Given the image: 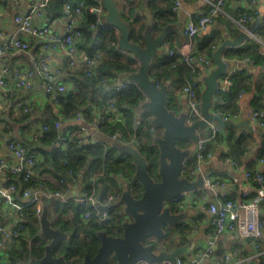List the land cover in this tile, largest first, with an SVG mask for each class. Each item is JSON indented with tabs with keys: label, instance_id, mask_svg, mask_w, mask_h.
I'll list each match as a JSON object with an SVG mask.
<instances>
[{
	"label": "trees",
	"instance_id": "trees-1",
	"mask_svg": "<svg viewBox=\"0 0 264 264\" xmlns=\"http://www.w3.org/2000/svg\"><path fill=\"white\" fill-rule=\"evenodd\" d=\"M78 1L50 0L46 6L47 14L58 9L65 2L75 5ZM82 1V12L76 24V28L81 31V39L77 42V48L84 55L93 56L99 52L101 57L92 67L90 74H87L81 65L72 70L68 69L69 84L65 91L57 92L55 96L57 109L54 111L47 105L43 110L46 113L42 125H46V128L43 129L41 125L40 128L35 129L32 138L28 141L20 139L27 149L35 145L36 150L40 152L34 166L35 173L25 181L21 180V175L18 176L17 181L12 177L20 187H43L59 190L62 193L67 192L66 190L70 189L71 185L80 183L82 186L80 189L94 190L101 203L107 200L109 194L113 195L114 198L107 206V216L103 219L93 206L89 207L90 217L84 219L82 216L84 208L68 197H59L51 202L56 205L55 215L50 217L51 224L60 227L68 234L66 239L59 241L52 253L54 255L63 254L67 264H75L83 258L86 252L91 255L96 252L99 245L97 230L104 229L109 234L120 235L122 233L121 222L125 214L117 197L123 187L130 189L135 195H138L141 190L140 184L132 180L135 166L131 156L120 153L113 142L121 141L135 145L146 156L148 171L155 176L158 149L154 138L160 134V128L151 123V112L140 108L144 98L142 90L127 78L129 73L137 69V59L118 47V33L114 27L104 21L96 22V14L89 10V7L95 4V0ZM172 4L173 0H170L167 6L156 9L155 20L157 21L154 30H160L167 21L174 18ZM134 6L133 4L130 6L131 12ZM251 11V8H247L241 12V15H247ZM121 16L130 24V40L142 43L146 22L140 19V16L131 18V15H125L123 12ZM136 21H139V24L136 25ZM260 27L264 28V20ZM219 40L216 34L200 37L196 35L192 38V53L206 55L214 51ZM222 56L224 59H249L254 65L264 66L261 42L256 38H247L243 45L225 48ZM198 72L195 65L192 69L176 51L167 57H157L156 60L151 61L149 68L150 77L154 78L158 84H167L166 104L169 108L173 84L183 86L190 74ZM262 75L264 72L259 79L254 81L247 70L232 72L229 75L231 80L229 87L217 94L222 102L218 101L216 107L227 114L238 112L239 95L245 91H252L250 106L261 110L264 92ZM117 79L126 82L123 88L115 89ZM110 102L113 103V108L106 109ZM88 104L92 107L89 108ZM100 109L104 113L96 120V112ZM78 111H81L84 118L82 122L76 121L62 129L55 125L56 121L73 119ZM116 111L121 113L122 118L113 121L111 117ZM30 114L31 111L28 110L26 113L14 116L13 119L15 122H22L29 119ZM190 118L195 117L190 115ZM8 129L7 126L3 128L4 131ZM118 130L121 134L116 138H111V135ZM60 137L64 144L56 145ZM253 140V133L250 130L238 133V127L230 125L226 127L225 133L216 132L213 140L208 143V147L213 148L225 144L226 150L221 156L231 157L240 162ZM178 144L188 146L191 143L189 140H182ZM258 156H264V145L260 147ZM193 163L194 158L190 156L185 161V167H191ZM44 174H50L51 179L45 178ZM16 199L20 200L18 194ZM63 200H65L66 208L59 209V204ZM23 214L25 231L19 236L16 244L7 248L6 260L2 264H23L32 257H41L44 253V244L48 241V237L40 234L39 217L34 213V209L29 207L24 209ZM164 229L166 231L163 238L164 244L172 247L176 234L182 242L187 239L185 234L188 227L181 223L175 226L166 225ZM261 247L264 248L263 244ZM261 259H264V254L257 261ZM108 264L115 263L110 260Z\"/></svg>",
	"mask_w": 264,
	"mask_h": 264
},
{
	"label": "crops",
	"instance_id": "crops-1",
	"mask_svg": "<svg viewBox=\"0 0 264 264\" xmlns=\"http://www.w3.org/2000/svg\"><path fill=\"white\" fill-rule=\"evenodd\" d=\"M35 1L36 0L0 1V43L5 38L9 37L14 30V14L25 13L27 8L31 7ZM115 1L120 11L125 13V15H131V18L140 16V19H143L146 23L151 18L155 20L156 9L165 7L170 2V0ZM209 1L214 0H182L179 12L177 14L173 13L174 18L166 22V24L171 25L172 29L169 31L168 37L165 41V48H161L160 52L154 56L152 61L156 60V58L160 56H169L168 48H174L180 56L187 52L190 47L192 48V39L191 42H189V39L184 34V25L190 16H194L196 13L200 12H207ZM132 4L135 6L131 12L129 8ZM248 6H251L253 9H255V12L252 18L246 23L247 30L248 28L253 30V32H248L247 38H258L264 42V28L260 27L264 20V0H225L222 11L215 15L213 22L207 25L204 29L200 30L196 35L200 37L204 35L216 34L220 38L218 44L225 37L233 38L240 31H243L236 24L235 19L239 17L241 12L247 9ZM77 22L78 18L74 20L75 26ZM32 23H47L51 26L53 34L62 36L66 32L68 18L65 15V10L62 5L58 7V9H54V11L49 13V15L47 14L46 9L44 10L43 16H37L33 14ZM135 24H139V21H136ZM245 40L238 46L243 45ZM29 42L30 46L26 50H5L4 52L0 53V66L4 65L8 68V71L5 74V80L8 85L15 87V81L17 80L15 72L17 70L22 75L26 70H34L35 61H37L41 55L46 57L48 71L52 73V75L45 77L39 75L37 72L34 73L30 79L31 86L29 88H15L14 95L5 94L2 87H0V159H4L11 163L15 161V157L12 155L5 139L8 137H13L14 139H23L24 141L30 140L35 129L40 128L43 123L42 120L46 113H44L43 110L46 108V106L49 105L54 111L57 109L55 98L57 91H45L43 89V82H63L66 84V86H68V69L72 70V68L74 69L78 66V63L74 65H70L68 63V56L64 46L58 44L53 48L45 49L43 47L45 41L40 37L33 36L29 37ZM65 57L66 63L64 62ZM227 60L230 62V67L228 69L230 73L247 70V72L251 74L254 81L259 79L261 74L264 72V66L254 65L249 59ZM194 65L199 70L198 73L201 76L204 71L206 72L212 68L214 64L205 66L199 61H196ZM262 77H264V75H262ZM118 80L119 79L116 80V83ZM229 85H225L226 89L229 87ZM252 93V91H245L239 95L237 103L240 117L236 121H240L245 118L244 109L248 110ZM144 99L145 95L143 100ZM17 101H21L26 106H28V110L31 111L29 119H26L22 122L14 121V116H19L22 113H26L17 106ZM169 103L170 108L175 109L176 111H181L182 109L186 108V96L182 90V86L173 84L172 95ZM262 109L264 110V92ZM137 116L139 117V114ZM246 119L249 122L247 115ZM74 122H76L74 119L61 120L59 127L62 129L65 126L73 124ZM251 125L261 129V132L258 133L251 131L253 133L254 140L246 151V154L241 157L240 162L234 160L235 163L231 164L230 162L225 161V157H222L221 155L223 152H225L226 147L225 144H221L211 148L213 151V158L205 165L207 169L212 171L213 175L226 181L225 190L227 196L234 200L243 198L242 192L247 190L249 191L247 198H251L256 193L257 185L244 177V170H261L264 173V156H258L260 147L264 145V126H259L257 123ZM5 126L9 128L7 131L3 130ZM244 130L248 129L244 126L238 127V133L243 132ZM221 131L225 133L226 127H221ZM62 141L63 140L60 137V141L58 140L56 145H63L64 142ZM190 146L193 150L194 145L190 144ZM28 150L32 152L36 158L40 156V152L36 150L35 145H33ZM230 175H236L238 177V181L232 182L230 180ZM44 177L51 179L52 176L50 174H44ZM14 179L17 181L18 177H14ZM80 187H82L80 186V183L71 185L70 194L75 195L77 191L80 190ZM202 195L206 196L207 201H212L215 199L213 191L197 189L185 195V200L180 207L187 210L190 214V217H187L186 219L187 223H189L187 225L188 231L186 235L188 237H196L195 246L192 249L191 254L196 251L205 250L208 244L207 241L210 238H212L213 241L212 254L209 256H202L198 264H259L257 260H249L246 258L247 255L252 251V248L250 247L248 240L242 237L237 231H225L214 237L212 234L211 216L200 209V199ZM187 202H190V204L187 205ZM8 211L9 213L7 215L4 213V216H2L1 220L3 222L8 221L13 223L17 216L16 212L12 209H9ZM260 212L261 218L263 220V236L260 244H263L264 246V204L260 206ZM4 252L5 256H7V251L5 249ZM138 264L143 263L140 262Z\"/></svg>",
	"mask_w": 264,
	"mask_h": 264
},
{
	"label": "built area",
	"instance_id": "built-area-1",
	"mask_svg": "<svg viewBox=\"0 0 264 264\" xmlns=\"http://www.w3.org/2000/svg\"><path fill=\"white\" fill-rule=\"evenodd\" d=\"M49 1L50 0H36L31 5V10L28 14H14V30L9 37L5 38L0 43V53L5 50H26L30 46L29 37H40L45 41L43 45L45 49L53 48L58 44L64 46L68 56V63L70 65L78 63V65L83 67L87 74H90L92 67H94L96 62L100 59L101 55L97 52L93 56H87L77 48V42L81 39V31L76 28L74 20H76L82 12L83 1L79 0L75 5L70 2H65L63 4L65 15L68 18V23L66 25V32L62 36L53 34L51 26L47 23H32L33 14L43 16L44 10L46 9ZM224 2L225 0L209 1L207 12L196 13L194 16H190L188 18L183 30L184 34L189 39V42H191V39L200 30L204 29L207 25L213 22L215 15L222 11ZM181 3L182 0H173L171 7L173 13L177 14L179 12ZM247 8H251L252 11L247 15L244 14L235 19L236 24L243 31H247L246 23L252 18L255 12V9L251 6H248ZM89 10L96 14V22L104 21L105 10L101 0H95V4L91 5ZM258 41L261 42V51L264 53V42H262L261 39H258ZM168 51L169 55H173L175 53L174 48H168ZM212 54L213 51H210L206 55H194L192 53V48L190 47V49L183 53L181 57L182 60L194 69V63L196 61H199L205 66L213 65ZM7 71L8 68L6 66H0V87H2L5 94L10 95L15 94V88H29L31 86L30 79L36 72L45 77L52 75V73L48 71L46 57L43 55L35 61L34 70H26L23 75L18 70L15 72L17 78L15 81V87H11L6 82L5 74ZM204 73L205 71L203 74ZM230 74L231 73L227 70V73L222 76L221 84L215 92L214 101L210 107V111L218 114L222 119L236 121L240 117L239 112L227 114L220 111L216 107L218 101L222 102L221 99H218L217 94L226 89L225 85H229L231 83V80L229 79ZM202 75L200 76L199 73L190 74L186 79L185 84L182 86V90L186 96V109L189 118L190 115L195 118L202 116L199 105L200 92L203 87V83L201 81ZM125 83L126 82L123 80H118L115 85V89L123 88ZM66 87V84L63 82H43V89L47 92L65 91ZM16 104L23 112L28 111V106L21 101H17ZM111 108H113L112 102L109 103L106 109ZM103 113L104 112L101 109L98 110L96 120L99 119ZM121 118V113L118 111H116L111 117L113 121H117ZM247 118L251 124L257 123L259 126H264L263 109L257 110L252 106H249L247 110ZM73 119L77 122H82L84 118L81 111H78ZM94 124L96 125L97 121ZM55 125L59 126L60 121H56ZM80 127L84 129L83 126ZM42 128L45 129L46 125H42ZM84 131L87 132V130ZM218 131H221V126L216 121L208 123L204 130V134L200 136L193 146V150L191 152V156L194 158L193 165L191 167H185L183 172L191 178H194L198 173H201L203 187L214 192V200L207 201L206 196L202 195L200 204V209L211 216L212 234L214 237L225 231H237L242 237L248 240V243L252 248V251L246 258L249 260H258V258L264 254V248L261 247L260 244L263 236V220L261 218L260 206L264 204V174L261 170H244V177L257 185L256 193L251 198H247L249 191H244L242 192L243 198L239 200L227 197L225 190L226 181L213 175L212 171L207 169L205 166L213 158V151L208 147V143L213 140L215 133ZM120 134L121 131L118 130L111 135V138H116L117 135ZM8 147L12 155L15 157V161L11 163L4 159H0V264L6 260L4 249L7 250L8 247L16 244L19 236L25 231V218L23 214L24 209L28 207L34 209V213L39 217L43 209L45 197H68L74 200L78 206L84 208V211L82 212L84 219H88L91 215L90 206H93L98 210L100 218H106L107 208L103 211H99L97 206L98 203L101 202L98 201L94 190L86 191L82 188L78 190L75 195H71L70 189L66 190L67 192L62 193L59 190L50 188H37L32 186L20 187L12 177H18L21 175L22 181L27 180L35 173L34 166L36 164V157L24 146L19 138L12 139L8 143ZM224 160L230 162L231 164L235 163L234 160L229 157H225ZM230 180L232 182H236L238 181V177L236 175H230ZM17 194L19 195L20 200L16 199ZM185 195L186 194L176 197L174 202L182 205L185 200ZM113 198V195H108L107 200L101 204L108 205L109 201ZM9 209L15 210L17 215L13 223L8 221L3 222L1 220L4 213L5 215L9 213ZM207 243V247L203 251H196L189 256H185L184 254L176 256L175 264H198L202 256H209L213 252L212 238H210ZM154 264L172 263L163 260Z\"/></svg>",
	"mask_w": 264,
	"mask_h": 264
},
{
	"label": "water",
	"instance_id": "water-1",
	"mask_svg": "<svg viewBox=\"0 0 264 264\" xmlns=\"http://www.w3.org/2000/svg\"><path fill=\"white\" fill-rule=\"evenodd\" d=\"M101 3L105 10V23L117 30L118 47L132 54L138 61L137 69L129 73L127 78L136 83L145 95L140 107L151 112V123L160 128V134L154 138L158 149L156 168L158 179L150 174L146 156L135 145L121 141L113 142L120 153L131 156L135 166L132 180L140 184L141 190L138 195H135L126 187L121 189L117 201L122 204L124 214L129 217L121 222L122 233L112 235L104 229L97 230L99 245L96 252L92 255L86 252L75 264H108L110 260H113L115 264L140 262L154 264L163 260L175 264L176 256L191 255L196 237H188L185 234L187 240L182 242L176 234L171 248L162 243L166 235L164 229L166 225L175 226L181 223L187 226L189 224L186 221L187 217H190L189 212L180 208L181 205L175 203L174 199L197 189L211 191L203 187L201 173L191 178L183 172L185 161L192 155V147L181 146L178 142L189 140L192 145H195L204 134L208 123L212 121H216L221 127L244 126L250 131L261 132V129L253 127L247 121L246 109H244L245 118L240 121L222 119L218 114L210 111L215 92L221 84L220 78L230 67V62L222 56L223 51L227 47L241 44L247 38L248 32L253 30L248 28L247 31H240L233 38L225 37L214 49L212 54L214 65L201 77L203 87L199 105L202 116L190 119L186 108L176 111L167 106V85L158 84L149 74L150 63L165 46L164 42L172 29L171 25L166 24L156 31L154 25L157 20L151 18L145 25L143 42H134L129 38L130 24L121 16L116 1L101 0ZM30 10L31 7L27 8L25 14H28ZM64 62L66 63V57ZM88 107L91 108L92 105L88 104ZM12 139L13 137H8L5 141L9 143ZM58 140L60 141V138ZM56 198L59 197L44 198L43 209L39 216L40 234L48 237V241L44 244V253L41 257H32L23 264H67L63 254L52 253L59 241L68 237V234L60 227L51 224L49 205ZM186 204L189 205L190 202ZM107 206L98 203L97 207L99 211H103ZM259 264H264V259L259 260Z\"/></svg>",
	"mask_w": 264,
	"mask_h": 264
},
{
	"label": "rangeland",
	"instance_id": "rangeland-1",
	"mask_svg": "<svg viewBox=\"0 0 264 264\" xmlns=\"http://www.w3.org/2000/svg\"><path fill=\"white\" fill-rule=\"evenodd\" d=\"M97 114V112H96ZM111 195V194H109ZM201 200V199H200ZM59 209H63V208H66V205H65V200H63V202L61 201L60 204H59ZM55 209H56V205L55 204H51L49 206V217H53L55 215ZM164 240V239H163ZM162 243H164V241H162ZM168 248H171V246H169V244H166ZM157 246V245H156Z\"/></svg>",
	"mask_w": 264,
	"mask_h": 264
},
{
	"label": "flooded vegetation",
	"instance_id": "flooded-vegetation-1",
	"mask_svg": "<svg viewBox=\"0 0 264 264\" xmlns=\"http://www.w3.org/2000/svg\"><path fill=\"white\" fill-rule=\"evenodd\" d=\"M154 178L158 179V177L155 175ZM124 219H129L128 215H125Z\"/></svg>",
	"mask_w": 264,
	"mask_h": 264
}]
</instances>
